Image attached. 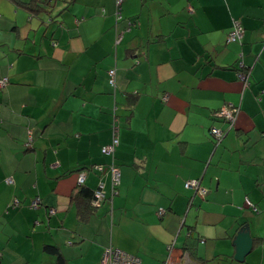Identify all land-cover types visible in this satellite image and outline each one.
<instances>
[{"label":"crops","instance_id":"1","mask_svg":"<svg viewBox=\"0 0 264 264\" xmlns=\"http://www.w3.org/2000/svg\"><path fill=\"white\" fill-rule=\"evenodd\" d=\"M30 1L0 0V264H101L108 245L163 264L169 244L177 264H264V0H123L118 21L115 0ZM232 19L243 31L227 42ZM224 105L238 110L230 129ZM111 162L114 192L109 169L92 170ZM81 167L82 186L102 179L106 197L82 218Z\"/></svg>","mask_w":264,"mask_h":264},{"label":"built area","instance_id":"2","mask_svg":"<svg viewBox=\"0 0 264 264\" xmlns=\"http://www.w3.org/2000/svg\"><path fill=\"white\" fill-rule=\"evenodd\" d=\"M121 0H116V4L119 5ZM115 11V15L118 13ZM243 28L240 24V22L237 19H232V26L231 29L228 31L227 36H226V41H235L238 40L241 35H242ZM239 66L242 68L243 67V62L240 60L238 62ZM113 73H114V68H109L108 69V74L111 76L110 81L113 83ZM248 75V72L240 71L238 73V77L246 84V77ZM6 83V77L1 79L0 85H3ZM237 107L233 106H227L224 105L217 109L215 111V114L225 120L227 124V129L234 126L236 114H237ZM117 118L114 116L111 124V137L110 141L108 143H105L104 145L101 146L100 151L104 154H111L115 146L118 142L117 138V130H118V125H117ZM209 133L215 143L220 142L222 139L225 131L217 126H211L209 129ZM96 167V165H93V168ZM108 169L110 170V178H111V188L112 191L114 192L120 183V170L119 167L113 165L112 163L107 165ZM99 169L104 170V166H98ZM85 177V171L80 170L77 174V181L81 183ZM8 180V179H7ZM185 187L188 189H193L194 193H197L201 196L205 193V189L200 187L198 180L197 179H190L187 180L184 183ZM93 198L91 200V205L94 207H98L101 205L102 201L105 198V192H104V184L103 181L100 180L94 190ZM40 203V198L39 197H34L31 202L30 206L31 207H36ZM245 205L249 206L251 209L254 211L258 210V207L252 203L248 198H245ZM54 211L53 208L49 209V212L52 213ZM162 209H159V212H161ZM167 249L169 250V253L167 254L165 260L163 261V264H177L175 260L171 256V245L169 244ZM100 263L101 264H140V258L137 255H134L132 253H129L127 251H124L116 246L113 245H108L104 247V250L102 252L101 258H100Z\"/></svg>","mask_w":264,"mask_h":264},{"label":"trees","instance_id":"3","mask_svg":"<svg viewBox=\"0 0 264 264\" xmlns=\"http://www.w3.org/2000/svg\"><path fill=\"white\" fill-rule=\"evenodd\" d=\"M49 0H31L29 3H34V5L37 7V9H41V8H44L45 7V5L47 4V2H48ZM122 1L123 0H121L120 1V3H119V5H117L116 4V0H115V11H116V8H118L117 9V14L115 15V19H116V21H118L120 18H121V4H122ZM25 5H27V3H24ZM115 11H114V14H115ZM134 22L132 21V20H130V21H128V28L129 27H131L132 25H134L133 24ZM120 33H116V35H115V38H114V40H115V43L114 44H116V42H118L119 40H120V35H119ZM241 38V37H240ZM239 38V39H240ZM240 60H238L237 62H239ZM243 62V61H242ZM237 76H238V73L240 72V71H244V72H248V75H247V77H246V84L242 81V83H243V85L244 86H246L248 83H249V79H248V77H249V69H248V67L246 66V65H244V63H243V67L241 68L240 66H239V64L237 63ZM111 68H114V73H113V83H111V81H110V78H111V76L108 74V70H107V76H108V81H109V84L113 87V89H115V87H116V83H115V67H111ZM118 103L115 101H113V104H112V107H111V122H110V129H111V124H112V120H113V117L115 116L116 118H117V123H118V115H117V110H118ZM113 116V117H112ZM118 125V130H117V138H118V142H117V144H116V146H115V149H114V151L111 153V154H108V155H113L114 154V152H115V150H116V147H117V145H118V143H119V124H117ZM110 137H111V135H110ZM110 141V138H109V140L106 142V143H108ZM105 144V143H104ZM103 144V145H104ZM102 146V145H101ZM101 148V147H100ZM102 153V152H101ZM104 154V153H103ZM113 165H115V166H117L114 162H111ZM111 163H109V164H111ZM109 164H107V165H109ZM94 165H96V167H94L93 168V166H92V170L94 169L95 171H97V172H104L108 167H107V165H104V164H100V163H96V164H94ZM104 166L105 168H104V170L103 169H99L98 168V166ZM118 167V166H117ZM80 170H83V171H85V175H86V173H87V171L89 170L88 169V167H81L80 168ZM110 171V170H109ZM100 180H102V179H99L98 180V182L100 181ZM83 181L79 184L78 183V185L79 186H81L80 188H79V190H78V193L80 194V195H84V196H86L87 197V205H86V203L85 204H79L80 205V207L81 208H79V206H78V212H79V216H80V218H82L83 217V214L81 213V210H82V208H88V210H90V211H92V210H94L95 208H97V207H93L92 205H91V200H92V198L94 197L93 196V194H94V190H95V188L91 191V192H89L87 189H86V187H84V186H82L83 184ZM98 184V183H97ZM118 187V186H117ZM104 199H106V197L104 198ZM17 201V204H18V200H16ZM47 250H49V251H52V250H54V247L53 246H50V245H48L47 247Z\"/></svg>","mask_w":264,"mask_h":264},{"label":"water","instance_id":"4","mask_svg":"<svg viewBox=\"0 0 264 264\" xmlns=\"http://www.w3.org/2000/svg\"><path fill=\"white\" fill-rule=\"evenodd\" d=\"M232 243L235 246L233 258L237 261L242 262L244 260L245 255L249 252L252 246V237L250 235L249 228L247 227V225H243L237 230L232 240Z\"/></svg>","mask_w":264,"mask_h":264},{"label":"clouds","instance_id":"5","mask_svg":"<svg viewBox=\"0 0 264 264\" xmlns=\"http://www.w3.org/2000/svg\"><path fill=\"white\" fill-rule=\"evenodd\" d=\"M79 171H80V170H79ZM79 171H78V172H79ZM77 174H78V173H77ZM7 179H9V177L5 179L6 182L8 181ZM40 202H41V201H40ZM29 206H30V204H29ZM30 207H31V206H30ZM36 207H37V206H36ZM36 207H32V208H36ZM50 209H51V208H50ZM48 212H49V211H48Z\"/></svg>","mask_w":264,"mask_h":264},{"label":"rangeland","instance_id":"6","mask_svg":"<svg viewBox=\"0 0 264 264\" xmlns=\"http://www.w3.org/2000/svg\"><path fill=\"white\" fill-rule=\"evenodd\" d=\"M219 143V142H218Z\"/></svg>","mask_w":264,"mask_h":264}]
</instances>
